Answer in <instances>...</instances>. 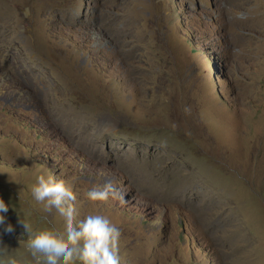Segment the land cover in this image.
I'll use <instances>...</instances> for the list:
<instances>
[{
  "label": "rangeland",
  "instance_id": "rangeland-1",
  "mask_svg": "<svg viewBox=\"0 0 264 264\" xmlns=\"http://www.w3.org/2000/svg\"><path fill=\"white\" fill-rule=\"evenodd\" d=\"M49 172L77 220L119 228L120 264H264V0H0V248L18 264L44 259L20 220L64 229L32 195Z\"/></svg>",
  "mask_w": 264,
  "mask_h": 264
},
{
  "label": "clouds",
  "instance_id": "clouds-1",
  "mask_svg": "<svg viewBox=\"0 0 264 264\" xmlns=\"http://www.w3.org/2000/svg\"><path fill=\"white\" fill-rule=\"evenodd\" d=\"M31 191L35 201L43 203L46 211L51 212L55 208L65 217L63 230L51 227L32 231L28 223L19 221L31 237L27 247L33 257L42 256L43 264H120L121 231L101 214H89L77 220L76 196L65 180L57 179L50 172L47 176L41 174ZM115 194L116 189L109 182L102 187L91 188L85 195L90 202L97 203L107 202L109 196ZM8 210L4 200L0 199V213ZM0 226L6 234L14 232L4 215H0ZM0 256H7L3 264H18L15 258L8 256L7 249L0 248Z\"/></svg>",
  "mask_w": 264,
  "mask_h": 264
},
{
  "label": "bare ground",
  "instance_id": "bare-ground-1",
  "mask_svg": "<svg viewBox=\"0 0 264 264\" xmlns=\"http://www.w3.org/2000/svg\"><path fill=\"white\" fill-rule=\"evenodd\" d=\"M43 13H44V12H43ZM3 18H4V16H3ZM5 18H6V17H5ZM5 18H4V19H5ZM19 21H20V20H19ZM15 25H16V24H15ZM3 30H4V29H3ZM12 30H13V29H12ZM6 32H7V31H6ZM12 33H13V32H12Z\"/></svg>",
  "mask_w": 264,
  "mask_h": 264
}]
</instances>
